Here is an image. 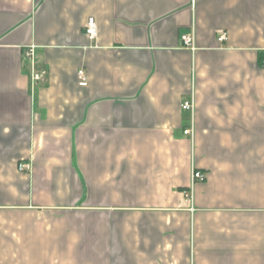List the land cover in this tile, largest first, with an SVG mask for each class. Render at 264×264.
Listing matches in <instances>:
<instances>
[{
  "label": "crops",
  "instance_id": "crops-1",
  "mask_svg": "<svg viewBox=\"0 0 264 264\" xmlns=\"http://www.w3.org/2000/svg\"><path fill=\"white\" fill-rule=\"evenodd\" d=\"M0 264H264V0H0Z\"/></svg>",
  "mask_w": 264,
  "mask_h": 264
},
{
  "label": "built area",
  "instance_id": "built-area-1",
  "mask_svg": "<svg viewBox=\"0 0 264 264\" xmlns=\"http://www.w3.org/2000/svg\"><path fill=\"white\" fill-rule=\"evenodd\" d=\"M85 35L90 39H94L96 37V23L95 20L93 18H88L86 25H85V29H84ZM226 40V33L225 32H221L218 37H217V41L219 43H222ZM180 44L181 46H183L184 48H188L190 50H194V38L193 35H181L180 36ZM24 60L29 61V65H30V73H31V82L35 83V82H39L42 81L44 76H45V72H40L37 71L35 68V64H34V48L33 47H29L24 51L23 54ZM77 76V84L79 87H86L87 85V76H86V72L83 69H79L76 73ZM182 110L184 111H188L191 114L193 113V109H194V103L193 100L190 101H185L182 103L181 105ZM184 135H189L192 136L193 134V127H191L190 129H186L183 131ZM17 169L19 172H28L30 170V167L26 164L20 163L17 166ZM205 176L200 173V172H195L193 171L191 174V186L196 182V181H204ZM185 196L188 197L189 199L191 198V194L189 192H184Z\"/></svg>",
  "mask_w": 264,
  "mask_h": 264
}]
</instances>
